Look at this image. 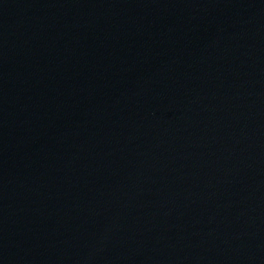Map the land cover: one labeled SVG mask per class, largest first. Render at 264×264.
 Returning a JSON list of instances; mask_svg holds the SVG:
<instances>
[{"label": "water", "instance_id": "water-1", "mask_svg": "<svg viewBox=\"0 0 264 264\" xmlns=\"http://www.w3.org/2000/svg\"><path fill=\"white\" fill-rule=\"evenodd\" d=\"M0 264H264V0H0Z\"/></svg>", "mask_w": 264, "mask_h": 264}]
</instances>
